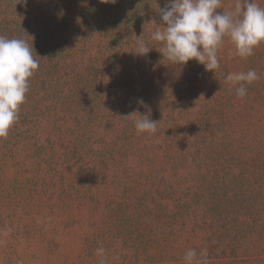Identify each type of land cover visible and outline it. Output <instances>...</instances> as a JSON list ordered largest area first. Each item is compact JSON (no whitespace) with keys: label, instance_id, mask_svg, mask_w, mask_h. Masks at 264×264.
<instances>
[{"label":"rangeland","instance_id":"1","mask_svg":"<svg viewBox=\"0 0 264 264\" xmlns=\"http://www.w3.org/2000/svg\"><path fill=\"white\" fill-rule=\"evenodd\" d=\"M0 264H264V0H0Z\"/></svg>","mask_w":264,"mask_h":264}]
</instances>
